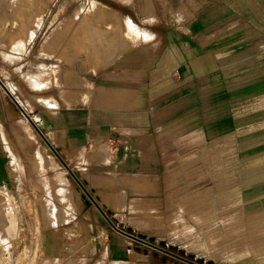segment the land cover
Returning a JSON list of instances; mask_svg holds the SVG:
<instances>
[{
	"label": "rangeland",
	"instance_id": "1",
	"mask_svg": "<svg viewBox=\"0 0 264 264\" xmlns=\"http://www.w3.org/2000/svg\"><path fill=\"white\" fill-rule=\"evenodd\" d=\"M28 1L0 0V92L10 108L1 104L0 135L7 137L12 172L0 190V264H84V258L105 264L101 254L80 253L87 245L102 246L101 240L65 235L116 232V226L138 238L132 245L160 264H252L250 249L255 264H264V85L262 96L240 100L245 105L237 106L232 134L189 144L187 152L175 144L160 175L110 177L101 167L81 174L80 153L69 156L58 142L59 136L89 134L83 128L89 110L98 122L113 124L119 114H129L138 76L144 107L148 72L179 51L177 40L170 45L171 33L179 38L170 24L185 23L194 0H39L36 8ZM94 1L106 6L105 18L113 17L106 39L96 37L104 32L90 13ZM125 19L142 35L133 43L124 36ZM20 34L22 44L16 43ZM39 75L48 78L44 86L32 79ZM62 189L70 202L60 198ZM242 217L246 227L229 219ZM204 231L224 235L207 240Z\"/></svg>",
	"mask_w": 264,
	"mask_h": 264
},
{
	"label": "crops",
	"instance_id": "2",
	"mask_svg": "<svg viewBox=\"0 0 264 264\" xmlns=\"http://www.w3.org/2000/svg\"><path fill=\"white\" fill-rule=\"evenodd\" d=\"M194 2L192 16L185 23H180L179 28L170 24V32L179 31V38L171 33L169 42L174 46L178 41L179 51L167 53L160 69L148 72V98L143 108L138 76L129 114H119L113 124L109 120L98 122L89 110L83 126L89 134L84 139L71 134L63 140L58 137V142H64L69 149V156L80 153L75 159L82 158L81 174L101 167L108 176L160 175L159 168L172 157L175 144L180 145V153L187 152L192 148L189 144L217 142L232 134L239 124L237 106L245 105L241 101L263 95V0ZM163 39L167 40L166 36ZM1 104L10 109L0 92V109ZM6 139L0 135V190L6 189L12 177L3 146ZM114 143H118L117 148L111 146ZM97 145L100 150L95 148ZM106 156L110 161L104 163ZM145 159L149 162L145 163ZM75 235H65V239L101 240L102 246L96 242L97 246L87 245L80 253L101 254L105 264H160L153 262L151 253L132 245L135 238L119 230ZM50 242L54 245V239ZM83 260L89 264V259Z\"/></svg>",
	"mask_w": 264,
	"mask_h": 264
},
{
	"label": "bare ground",
	"instance_id": "3",
	"mask_svg": "<svg viewBox=\"0 0 264 264\" xmlns=\"http://www.w3.org/2000/svg\"><path fill=\"white\" fill-rule=\"evenodd\" d=\"M38 1H39V0H29L28 3H27V6H29V7H34V6H35V8H36V5L38 4ZM127 1H130V0H127ZM8 4H9L10 7H12V8L14 9V11H16V10L18 9L17 7H13V6H14V2H13V1H9ZM32 5H33V6H32ZM38 6H39V5H38ZM101 7L104 9V7H106V6H105L104 4L99 3L98 1H94V2H93V7H92V9H91V11H90V13H91L92 15H91V14H90V15H91L92 17H94V19H95V21H96V24H97L98 27H99V28L97 27V28L99 29V31L104 32L103 34H102V33H98V36H96V37H97V38H98V37L100 38L101 36H103V37L106 39L107 36H108V35H107V29H113L112 26H111V25H114V24L112 23V22H113V20H112L113 17L111 18V17L107 16V18H105V14H103V12H101V11L103 10V9H101ZM19 8H20V7H19ZM27 8H28V7H27ZM38 8H39V7H38ZM38 8H37V9H38ZM20 9H21V8H20ZM30 9L32 10V8H30ZM22 10H23V9H22ZM27 11L30 12L29 9H28ZM35 11H36V10H35ZM37 11H38V10H37ZM24 12H25V11H24ZM31 12L34 13V11H31ZM33 13H32V15H35V14H33ZM35 13H36V12H35ZM101 13H102V14H101ZM32 15H31V16H32ZM31 16H30V17H31ZM36 16H37V15H36ZM32 17H34V16H32ZM28 20H30V19H28ZM28 20H27V21H28ZM21 21H22V20H21ZM28 22H30V21H28ZM14 23H15L16 25L19 26V23H20L19 18H17V19H16V22H14ZM23 24H24V23H23ZM23 24H22V25H23ZM20 26H21V25H20ZM20 26H19L18 28H20ZM134 26H135V25L133 24V22H132L131 20H129V19H125V29H124L125 32H124V33H126V34H124V36L126 35V36H125L126 40H127V41H130L131 43H133L134 41H136V40H138L140 37H142L141 33H140L139 31H137V30H136L137 28L134 27ZM105 34H106V35H105ZM146 36H148V35H147V34H144V37H146ZM19 37H20V38H18V41H17L16 43H18V44H22V42L24 43L25 40L22 38L23 35H22V37H21V34H20ZM96 37L93 36L92 39H96ZM103 37H102V38H103ZM109 38H110V37H108V39H109ZM100 39H101V38H100ZM19 41H22V42L20 43ZM16 43H15V44H16ZM17 46H19V45H17ZM17 46H16V47H17ZM19 47H21V46H19ZM39 76H40V77H39ZM39 76H32V77H33L32 79L35 80V83H36V84H38V83H39V84H41V83L43 84L46 80H48V78H46V79L42 78V75H39ZM30 77H31V76H28L29 79H30ZM34 77H35V78H34ZM32 79H30V80L32 81ZM46 82H48V81H46ZM33 84H34V82H33ZM36 84H35V85H36ZM44 84H45V83H44ZM44 84H43V86H44ZM35 85H34V86H35ZM47 86L49 87V85L46 84V87H47ZM39 88H40V87H39ZM47 101H48V100H47ZM49 101H50V100H49ZM49 101H48V103H50V102L52 103V102H53V104H54V106H55L54 101H50V102H49ZM56 104H57V103H56ZM51 105H52V104H51ZM49 157L52 158V155H51V156L49 155ZM189 159H190V158H189ZM258 160H259V159H258ZM239 164H240V163H239ZM219 169H221V168H219ZM64 178H65V177H64ZM62 179H63V178H62ZM57 183H58V182H57ZM60 183H61V182H60ZM46 184H47V183H46ZM48 185H49V184H48ZM53 185H54V184H53ZM219 185H220V184H219ZM49 187H50V186H49ZM49 187H48V189H49ZM51 187H52V186H51ZM51 187H50V188H51ZM58 187H60V186L58 185ZM48 189H47V190H48ZM54 190H55V189H54ZM62 190H63V191L58 190V191H59V195L61 196L60 198L63 199L64 201L67 200L68 202H70L71 200H70V198H69V196H68V194H67L66 189H65V190L62 189ZM232 190H233V189H231V192H232ZM236 190H237V189H236ZM240 190H241V189H240ZM58 191H57V192H58ZM236 193H239V192H236ZM212 195H214V194H212ZM233 195H234V194H233ZM233 195H232V196H233ZM235 195H236V194H235ZM238 196H239V195H238ZM238 196L236 195V197H238ZM205 197H207V194H206ZM210 197H211V196H210ZM223 197H224V196H223ZM223 197H221V198H223ZM225 197L228 198V196H225ZM225 197H224V198H225ZM239 199H240V198H239ZM235 200H236V199H235ZM61 201H62V200H61ZM239 201H240V200H239ZM65 203H66V202H65ZM223 203H225V202H223ZM237 203H238V202H237ZM237 203H236V204H237ZM239 203H240V202H239ZM66 204H67V203H66ZM69 204H70V203H69ZM69 204H68V205H69ZM234 204H235V203H234ZM234 204H232V205H234ZM236 204H235V205H236ZM70 205H71V204H70ZM70 205H69V206H70ZM224 205H225V204H224ZM71 206H72V205H71ZM226 206H227V205H226ZM228 206H229V205H228ZM222 207H225V206H222ZM225 208H226V207H225ZM240 208H241V207H240ZM212 209H213V208H212ZM223 210H224V209H223ZM52 213H53V212H52ZM64 214H65V213H64ZM66 214H67V213H66ZM241 214H243V212H242ZM237 215H238V214H237ZM64 217H65L66 220H68V219L71 218L69 215H66V216H64ZM230 217H231V216H230ZM237 217H238V216H237ZM229 219H230L231 221H234V222H237V223H241V224L244 223L243 217H242V219H239V218H234V219L229 218ZM248 219H249V218H248ZM248 219H247V221L250 220V219H249V220H248ZM256 219H257V218H256ZM66 220H65V221H66ZM250 221H251V220H250ZM263 221H264V220H263ZM207 222H208V221H207ZM257 222H258V221H257ZM249 224H250V222H249ZM249 224L247 223V225H249ZM252 224H253V223H252ZM242 225H243L244 227H246L244 224H242ZM217 228H218V227H216V229H217ZM216 229H215V230H216ZM259 229H260V228H259ZM204 230H205V229H204ZM256 230H258V229H256ZM213 231H214V230H213ZM258 231H259V230H258ZM261 231H262V230H261ZM204 232H205V231H204ZM208 232H209V231H208ZM210 232H211V231H210ZM210 232H209V233H210ZM221 233H222V231H221ZM221 233H219V234H221ZM257 233H258V232H257ZM205 234H206V232H205ZM222 235H224V234H222ZM222 235H217V234L214 235L213 233H212V234L210 233V234H206L205 237H206L207 240H216V239H218V237H221ZM4 238H5V237H4ZM4 238L1 237L0 240L2 241V239H4ZM202 238H204V237H202ZM258 239H259V238H258ZM263 243H264V242H262V244H263ZM262 244H261V245H262ZM257 246L259 247V244H258ZM257 246H256V247H257ZM251 250H252V249H250V250L248 251L249 253L246 252V253H248V255H247L248 257H247V256H246V257H247L248 260H249V261H247V263L249 262V263L255 264L254 259H253V256H252V255L249 256V254L252 253ZM258 250H259V249H258ZM262 250H263V248H262L259 252H261ZM259 252H258V253H259ZM246 253H244V254H246ZM259 255H260V254H259ZM246 257L244 258L245 260H246ZM241 259H242V258H241ZM242 260H243V259H242ZM242 262H243V261H241L240 263H242ZM244 264H245V262H244Z\"/></svg>",
	"mask_w": 264,
	"mask_h": 264
},
{
	"label": "water",
	"instance_id": "4",
	"mask_svg": "<svg viewBox=\"0 0 264 264\" xmlns=\"http://www.w3.org/2000/svg\"><path fill=\"white\" fill-rule=\"evenodd\" d=\"M116 228H117L119 231L125 233V234L128 235V236L133 237V238H135V239H138V238H136L135 236L131 235L130 233H127V232L123 231L120 227L116 226Z\"/></svg>",
	"mask_w": 264,
	"mask_h": 264
},
{
	"label": "built area",
	"instance_id": "5",
	"mask_svg": "<svg viewBox=\"0 0 264 264\" xmlns=\"http://www.w3.org/2000/svg\"><path fill=\"white\" fill-rule=\"evenodd\" d=\"M118 230V229H117Z\"/></svg>",
	"mask_w": 264,
	"mask_h": 264
}]
</instances>
